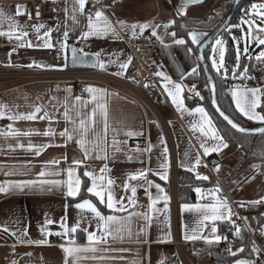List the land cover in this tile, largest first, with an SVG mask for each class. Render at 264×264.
Returning <instances> with one entry per match:
<instances>
[{
	"label": "crops",
	"instance_id": "1",
	"mask_svg": "<svg viewBox=\"0 0 264 264\" xmlns=\"http://www.w3.org/2000/svg\"><path fill=\"white\" fill-rule=\"evenodd\" d=\"M28 1L0 0V69L64 72L73 68L75 49L96 56L97 71L124 76L133 54L119 31L169 45L180 41L171 28L175 16L204 19L213 8L204 11L208 0L190 7L178 0H117L109 15L87 17L86 0H41L57 9L64 2L66 19L35 21L27 17ZM201 34L192 30L190 38L198 43ZM239 43L245 54L260 47L255 56L264 58V44ZM165 70V96L152 106L96 82H69L64 92L46 82L0 84L8 125L0 130V264H251L211 258L207 247L219 244L233 208L226 197L202 201L223 191L198 170L203 157H217L220 178L235 179L228 195L241 206L264 203V171L259 163L232 168L231 148L210 113L190 107L188 85ZM229 93L242 116L264 124L261 89ZM182 172L205 184L191 199L179 189L173 196ZM253 174L260 182L251 181ZM84 191L105 210L81 198ZM139 194L148 196L147 209L139 207Z\"/></svg>",
	"mask_w": 264,
	"mask_h": 264
},
{
	"label": "built area",
	"instance_id": "2",
	"mask_svg": "<svg viewBox=\"0 0 264 264\" xmlns=\"http://www.w3.org/2000/svg\"><path fill=\"white\" fill-rule=\"evenodd\" d=\"M87 8L85 15L95 17L99 12L109 15V7L117 3V0H86ZM30 10L27 13L28 19L64 21L66 19L65 3L56 8L54 1L29 0ZM256 4H264V0H247L242 7V14L248 15L251 8ZM121 38L133 54V61L124 76H117L99 72L87 68H71L64 72H55L39 69H0V84L7 82H46L51 83L54 92H64L69 82L81 85L85 82H96L107 86L119 93L125 94L139 103L152 106V100L165 96L161 86L163 73L166 72L165 65L159 60L158 46L151 34H147L146 41H141L131 33L119 31ZM0 35V44L2 43ZM225 83L229 90L232 89H261L264 94V58L259 61L255 68L247 75L236 73L225 75ZM146 90V92L144 91ZM81 93L86 90L80 88ZM0 114V130L7 128ZM221 161L215 157H203V164L199 167L200 174H208L210 178L222 189L223 193L216 198H205L202 201L210 203L226 197L232 208L233 214L229 227L222 232L219 244L225 247L250 245L256 249L258 256L251 261V264H264V234L259 235L250 225L246 217V206H241L232 201L221 183L218 169ZM175 179V178H174ZM173 196H176L178 184L173 180ZM2 185L0 183V190ZM148 196L139 194L138 205L140 208H148ZM194 252L195 246H193Z\"/></svg>",
	"mask_w": 264,
	"mask_h": 264
},
{
	"label": "trees",
	"instance_id": "3",
	"mask_svg": "<svg viewBox=\"0 0 264 264\" xmlns=\"http://www.w3.org/2000/svg\"><path fill=\"white\" fill-rule=\"evenodd\" d=\"M244 2V0H243ZM239 6L231 25L221 35L225 41L226 52H225V64L227 67L226 73H217L210 62V47L206 53V59L209 63V70L213 74L217 84V95L219 104L227 114L233 117L239 124L244 127L253 128L259 124L242 116L235 108L227 84L225 83V75H232L235 68L238 66L241 71L243 68H247L248 72H252L255 66L263 58L256 57L255 54L259 51L260 47L254 51L255 45L250 47V51L247 54L241 50L239 55V49L242 45L237 42L236 36L239 35V17L238 13L243 4ZM230 5L227 8V12ZM227 12H210L204 19H191L186 18L185 20L179 19L175 16L174 22L171 26L176 37L181 41L169 45L158 46L159 60L165 65L169 76L177 81H183L186 84H197L198 90L201 92L200 97H191L186 93V101L190 107L203 106L211 115L217 129L221 135L225 138L229 147L234 150L235 154H239L238 166L241 169L251 163H259L260 168L264 171V135L261 136H247L237 133L230 128L215 112L212 106V95L208 86V81L205 75V71L199 60V46L200 44L220 25ZM236 25V29L231 27ZM201 30L204 32L203 39L195 44L190 38V32L192 30ZM254 52V53H251ZM239 75V72L236 73ZM261 112L264 115V107L261 108ZM225 177V176H224ZM214 182V181H213ZM202 183L196 180L190 173L182 172V180L179 186V193L182 198L191 199L193 196L194 188ZM211 184V183H210ZM209 184V185H210ZM205 185V184H202ZM89 196L94 200L101 209L105 210L104 207L93 197L83 192L81 198ZM246 217L250 225L259 234H263L264 225V203L260 204H248L246 205ZM259 221V223H258ZM209 253L213 260L231 262L238 258L254 259L258 256L256 249L250 245L245 246H234L233 248L239 249L238 252L232 254L230 250H227V254L222 253V250L228 249L223 244L209 245ZM211 249H215L212 250ZM227 255L228 258H221L222 255Z\"/></svg>",
	"mask_w": 264,
	"mask_h": 264
},
{
	"label": "rangeland",
	"instance_id": "4",
	"mask_svg": "<svg viewBox=\"0 0 264 264\" xmlns=\"http://www.w3.org/2000/svg\"><path fill=\"white\" fill-rule=\"evenodd\" d=\"M247 0H244L240 11L238 13V17H239V23H238V27H239V35L236 36V40L237 42H241V43H246V41L248 40V42H250V44H252L254 41L258 43V45H263L264 44V4H256L254 5L249 14L248 15H243L242 14V7L245 4ZM176 2V1H175ZM232 0H208L207 4L205 5V10H209L211 9L212 5V12H220V13H224L227 12V8L229 5H231ZM177 4V3H176ZM208 6V7H207ZM181 16V15H180ZM177 17V16H176ZM179 17V16H178ZM177 17V18H178ZM247 26V28H246ZM232 29H236V25H233L231 27ZM200 32V37H199V41L198 43L203 39L204 37V32H202L201 30H199ZM196 33H193V36L195 39H197L196 37ZM176 40H178V38L175 37ZM181 41V40H180ZM193 42V41H192ZM194 43V42H193ZM195 43V44H198ZM225 41L223 40V37L220 36L212 45V47L210 48V62H211V66L213 67V69L221 74L222 73H226L225 72V47H224ZM239 49V55H241V49L238 47ZM262 51V50H261ZM261 57L263 56V54L260 55ZM263 58V57H262ZM234 72H238V71H234ZM189 87V95L191 97H200L201 96V92L200 90H198L197 88V84H187ZM146 92V90H144ZM227 156H229L230 160H232L231 162V166L232 168L235 169V171L239 169V166H237V159H238V155L234 153V150L230 149V151L228 152ZM236 171V172H237ZM248 175L247 173H244L243 176H239L237 178V180L241 179H245V177ZM221 183L224 186L225 190L227 191V193L231 196H233V190H234V186H235V179H225L224 177H222L221 175ZM251 181L254 182H260L261 180V175L260 174H253L252 178H250ZM214 184H216L214 182ZM216 187H218V185H215ZM247 188V187H246ZM259 223V221H258ZM215 250V249H211ZM227 250H230V252H233L234 248L233 247H229L228 249H224L222 250V253L227 254ZM239 249H237L238 252ZM221 258H228L227 255H222ZM193 261V259H191ZM196 263V262H195Z\"/></svg>",
	"mask_w": 264,
	"mask_h": 264
},
{
	"label": "water",
	"instance_id": "5",
	"mask_svg": "<svg viewBox=\"0 0 264 264\" xmlns=\"http://www.w3.org/2000/svg\"><path fill=\"white\" fill-rule=\"evenodd\" d=\"M206 0H178L181 7L199 6L204 4ZM243 0H232L228 12L220 25L215 31L210 34L199 46V60L208 81V86L212 95V106L219 117L234 131L247 136H261L264 135V124L257 125L253 128L244 127L239 124L233 117L222 110L217 95V84L213 74L209 70V63L206 59V51L214 44V42L227 30L231 25L234 16ZM70 55V64L73 68H87L96 70L99 68V60L94 55L81 54L77 50L72 49Z\"/></svg>",
	"mask_w": 264,
	"mask_h": 264
}]
</instances>
